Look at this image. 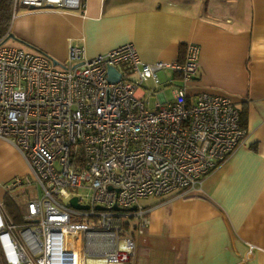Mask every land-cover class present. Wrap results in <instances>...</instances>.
<instances>
[{
	"label": "built area",
	"instance_id": "1",
	"mask_svg": "<svg viewBox=\"0 0 264 264\" xmlns=\"http://www.w3.org/2000/svg\"><path fill=\"white\" fill-rule=\"evenodd\" d=\"M14 1L79 11L86 0ZM199 56L200 46L189 43L181 62L146 64L133 43L91 58L70 44L54 64L46 53L0 43V139L28 167L6 187L26 196L19 222L0 198V264H83L84 256L123 264L135 249L129 231L148 224L141 199L201 189L247 130L228 96L204 91L187 99ZM109 67L120 73L115 82ZM167 69L183 83L171 101L158 89L174 87L160 81L158 72ZM73 197L88 209L72 207ZM72 234L83 235L84 252Z\"/></svg>",
	"mask_w": 264,
	"mask_h": 264
},
{
	"label": "crops",
	"instance_id": "2",
	"mask_svg": "<svg viewBox=\"0 0 264 264\" xmlns=\"http://www.w3.org/2000/svg\"><path fill=\"white\" fill-rule=\"evenodd\" d=\"M13 4L9 34L21 41L10 40L59 61L70 44L91 58L133 43L146 64L181 62L189 43L200 46L187 99L204 91L228 96L243 110L247 135L200 190L145 199L148 224L129 231L135 249L123 264H264V0H86L79 11ZM158 73L161 83H174L158 87L165 95L169 88L171 101L180 75ZM0 160L9 182L28 173L11 142L0 140ZM20 192L8 197L23 212ZM82 262L105 264L95 256Z\"/></svg>",
	"mask_w": 264,
	"mask_h": 264
},
{
	"label": "rangeland",
	"instance_id": "3",
	"mask_svg": "<svg viewBox=\"0 0 264 264\" xmlns=\"http://www.w3.org/2000/svg\"><path fill=\"white\" fill-rule=\"evenodd\" d=\"M77 11V10H75ZM7 44L9 45H15V46H19V47H22L24 48L25 50H28V51H31L30 48L26 47L25 45L23 44H17V43H14L13 40H8L6 42ZM144 86H146L148 89H153L154 88V84L151 82V81H148L146 82V84H144ZM165 92H166V95L171 98L170 96V90L169 88L168 89H165ZM156 100V97L154 96H151L149 97V101H150V104H153L154 101ZM0 140H3V139H0ZM4 141V140H3ZM6 141V140H5ZM9 142V141H8ZM2 161V162H1ZM7 161L6 160H0V197L1 196H4V194H7V200L9 201V199L11 198V194L13 191H11V194L10 192L6 191V187L9 185V180L6 178V177H3V176H6L7 172L9 171V165L8 164H4L6 163ZM5 183V184H4ZM10 198H9V197ZM26 198V196H25ZM25 198H24V201H25ZM147 200V199H146ZM69 201V199H66L64 200V204H67ZM143 203H145V199L144 200H140V204L142 205ZM136 207V206H135ZM137 208V207H136ZM22 207L19 206L18 208V211L15 210L14 212L12 211V209L9 208L8 205H6V211L7 213L10 214L11 218L15 221V222H19L20 219V215L18 216V212L21 213L22 212ZM81 221V220H80ZM137 232H135L136 234ZM138 234V233H137ZM80 244H81V249L83 250V252L85 251V241H84V238L83 237H80ZM89 251L91 252H96L97 249L94 247V246H90L87 248Z\"/></svg>",
	"mask_w": 264,
	"mask_h": 264
},
{
	"label": "trees",
	"instance_id": "4",
	"mask_svg": "<svg viewBox=\"0 0 264 264\" xmlns=\"http://www.w3.org/2000/svg\"><path fill=\"white\" fill-rule=\"evenodd\" d=\"M13 9H14L13 0H0V42H2L10 33L11 20L14 16ZM241 115L243 117L244 115L243 110L240 113V120H241ZM6 205H8L13 212L16 210V208L14 207L15 204L10 200L6 201Z\"/></svg>",
	"mask_w": 264,
	"mask_h": 264
},
{
	"label": "water",
	"instance_id": "5",
	"mask_svg": "<svg viewBox=\"0 0 264 264\" xmlns=\"http://www.w3.org/2000/svg\"><path fill=\"white\" fill-rule=\"evenodd\" d=\"M48 7L50 8L51 5H46V6H45V8H48ZM10 39H13V40H15V41H21L20 39H18L17 37H15L13 34H9V35H8V36L2 41V43L7 42V41L10 40ZM53 62H54V64H58V61H56L55 59H53ZM119 78H120V73L117 71V69H115L114 67H109V68H108V80H109V82H115V81H117ZM70 205H71L72 207H74V208H76V209H80V210H86V209H88V206H81V205L77 204V202H76V198H75V197H73V198L70 200ZM96 208H97V209H104V208L101 207V206H97ZM112 209H114V210H119V208H117L116 206L113 207ZM135 209H136L135 206H133V207L130 208V210H135Z\"/></svg>",
	"mask_w": 264,
	"mask_h": 264
},
{
	"label": "bare ground",
	"instance_id": "6",
	"mask_svg": "<svg viewBox=\"0 0 264 264\" xmlns=\"http://www.w3.org/2000/svg\"><path fill=\"white\" fill-rule=\"evenodd\" d=\"M0 43H2V42H0ZM4 43H6V42H4ZM6 44H7V43H6ZM72 236H73V238L76 237L77 240L80 241V237H81L80 235H78V234H72ZM78 241H77V243H78ZM84 241H85V239H84ZM77 243H76V245H72V247L76 248V247H77ZM130 253H131L130 251H126V252H125V254H126L127 256L130 255Z\"/></svg>",
	"mask_w": 264,
	"mask_h": 264
},
{
	"label": "flooded vegetation",
	"instance_id": "7",
	"mask_svg": "<svg viewBox=\"0 0 264 264\" xmlns=\"http://www.w3.org/2000/svg\"><path fill=\"white\" fill-rule=\"evenodd\" d=\"M49 56V55H48ZM50 58H52L51 56H49ZM67 57V56H66ZM52 59H54V58H52ZM56 60V59H55ZM56 61H58L59 62V60H56Z\"/></svg>",
	"mask_w": 264,
	"mask_h": 264
}]
</instances>
